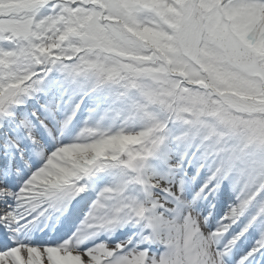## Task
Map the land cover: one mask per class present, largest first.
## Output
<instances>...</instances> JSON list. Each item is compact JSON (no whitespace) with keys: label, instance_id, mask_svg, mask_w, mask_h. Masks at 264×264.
<instances>
[{"label":"snow or ice","instance_id":"snow-or-ice-1","mask_svg":"<svg viewBox=\"0 0 264 264\" xmlns=\"http://www.w3.org/2000/svg\"><path fill=\"white\" fill-rule=\"evenodd\" d=\"M0 264H264V0H0Z\"/></svg>","mask_w":264,"mask_h":264}]
</instances>
